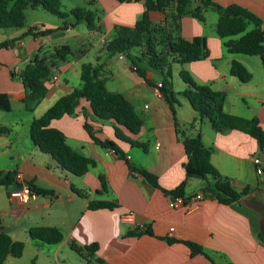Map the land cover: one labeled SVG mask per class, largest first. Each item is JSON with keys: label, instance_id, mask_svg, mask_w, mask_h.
I'll list each match as a JSON object with an SVG mask.
<instances>
[{"label": "crops", "instance_id": "1", "mask_svg": "<svg viewBox=\"0 0 264 264\" xmlns=\"http://www.w3.org/2000/svg\"><path fill=\"white\" fill-rule=\"evenodd\" d=\"M99 1L105 17L92 31L104 30L107 36L105 48L118 31L124 28L133 30L146 10L144 2L135 0ZM214 2L222 7L237 5L245 8L262 21L264 30V0ZM198 5V0H191L188 13L181 20V35L188 41L196 37L205 38L210 57L177 65L176 74L173 75L174 86L176 79L182 81L180 72L186 70L197 84L225 94L226 113L246 119L258 118L264 129V85L254 84V76L249 83H242L231 74L234 61L242 63L252 72L249 64L253 60L247 55L229 53L225 40L217 34L219 14L212 8H204V20L200 21L191 14ZM171 10L172 7H169L167 12ZM151 19L154 23H162L165 15L153 12ZM79 25L74 22H64L63 26L55 27L42 25L39 29L41 32L52 31L51 28L55 30L45 37H24L26 32H15L12 39L0 35V44L15 40L8 48H0V93L8 94L11 103H24L27 93L18 75L36 57L49 62L56 48L70 46L50 47V40L72 34L79 42H84L85 38L77 32ZM252 29L250 25L247 31ZM70 48L72 54L59 63L46 80L43 97L31 106H24L25 110H18L15 115L14 110L0 111V127L9 129L8 134L0 137V172L22 173L36 190L49 192L43 194L34 191L31 200L22 203L9 196L10 191L19 187L16 181L10 187L1 186L0 232L8 234L15 241L24 242L25 251H29L34 264H212L203 255L192 256L191 250L184 244H169L168 239L202 246L214 264H264V242L255 231L258 215L244 205L246 198L241 203L224 204L216 196L207 194L194 208L190 207L189 201L186 206L171 207L173 198L150 186L140 173L131 169L133 166L157 176L159 185L168 191L177 188L186 177L184 164L188 158L177 136L175 116L164 98L157 93V85L162 81L160 75L148 72L147 78L153 83L152 86L131 71L129 61L127 64L116 63L112 70L108 67L109 61L101 56L90 63L104 67L108 90L124 95L145 121L138 134L125 127L121 129L127 137L144 144L146 149L119 140L115 134V121L96 122L89 119L96 136L103 141H114L124 156L96 145L84 128L85 118L81 109L84 107L91 111L86 101L81 103L76 116L66 115L54 120L52 127L65 134L73 150L96 162V166L87 174L77 177L61 169L50 155L33 144L30 137L33 120L43 116L62 96L81 85L82 66L89 64L85 62L87 52L80 53ZM119 59L128 58L120 56ZM78 80L80 84L74 87ZM111 81L115 83L113 89L109 88ZM178 86L179 89L175 87L178 93L187 88L185 83L182 85L179 82ZM178 98L180 105L176 109V118L179 124L188 128L197 122L191 134L200 130L203 143L212 149L211 162L214 167L236 191L249 187L251 197L264 203V187L255 185L259 176L254 160L261 158L257 141L240 131L217 133L207 119L198 123L197 111L184 96ZM50 100H53L52 105L40 110L45 101ZM194 180L188 183L186 197L203 192L208 185L206 181ZM100 200L117 203L118 207L114 210L89 209L91 202ZM127 213L133 214L134 224L121 221ZM135 225L150 227L153 235L128 236ZM35 227H55L63 233L64 239L60 244L53 245L54 250L45 251V246H38L30 238L29 231ZM93 244L98 245L93 255L84 249L78 253L72 248V245L81 249ZM22 257H9L6 264H20L18 261Z\"/></svg>", "mask_w": 264, "mask_h": 264}, {"label": "trees", "instance_id": "2", "mask_svg": "<svg viewBox=\"0 0 264 264\" xmlns=\"http://www.w3.org/2000/svg\"><path fill=\"white\" fill-rule=\"evenodd\" d=\"M124 2L125 0H118ZM144 2L146 10L134 29L124 28L106 44V49L111 54L125 55L131 65V71L143 78L149 85L153 83L147 78L148 72H153L162 77L160 92L170 110L175 116V126L178 139L183 144L187 155L184 164L185 180L174 190L163 189L158 182V177L148 171L131 166L134 172L140 173L145 181L153 188L160 189L171 198H183L187 203L191 197H186V189L191 179H199L207 182L205 193L216 196L221 203H241L245 198L251 197V188L236 191L230 181L224 178L211 162L212 149L208 148L202 139L200 130L192 135L191 131L197 122L190 124L188 128L182 127L176 118V109L179 107V96H184L193 109L199 115L198 123L207 119L212 129L221 134L231 131H240L254 138L259 146V151L264 154V129L258 118L246 119L225 112V94L214 91L209 86L197 84L191 74L182 70L180 78L187 88L178 93L175 91L173 82V69L175 65H185L208 59L210 53L205 38L196 37L192 41L183 39L181 35V20L188 13L187 9L191 0H135ZM199 5L191 12L196 19L203 21L204 8H212L219 14L217 24L218 36L225 40V47L231 54H242L248 56H260L264 68V30L262 21L250 11L237 5L222 7L214 0H198ZM60 0H0V29H22L25 26L26 10L42 9L60 19L74 17L77 23L86 22L89 30H95V13L85 8H74L68 13L61 10ZM172 7L170 12L167 9ZM159 12L165 15L164 22L154 23L151 13ZM252 25L253 29L247 31ZM52 31H39L31 27L24 37L47 36ZM239 37L238 39H235ZM15 40L5 41L0 48H8ZM72 54L70 46L64 45L56 48L49 58H35L18 75L26 89V97L23 102L26 107L31 106L45 92V83L51 76L52 70L61 62L67 60ZM231 74L242 83H249L253 74L240 62L234 61L231 66ZM108 77L104 74L102 65L84 64L81 69V85L67 95L62 96L43 116L33 120L30 127V137L33 144L41 152L50 155L58 166L77 177H82L96 166V162L77 151L73 150L67 143L65 134L54 127L52 122L64 116H76L77 110L83 101L89 103L91 111L82 107L85 118L84 128L91 136L96 145L110 149L119 156H124L119 146L110 140H101L89 119L96 122L115 121L116 137L119 140L130 143L132 146L146 149V146L138 141L127 137L121 127H125L133 134H138L145 125V121L137 114L135 108L120 93L110 92L107 88ZM12 103L10 96L0 93V111L10 112ZM9 129L0 127V137L8 134ZM16 173L0 172V187H10L15 182ZM103 180V179H102ZM104 185V182H103ZM32 190L37 193L47 194L45 190ZM81 194V192H79ZM82 195V194H81ZM244 206V205H243ZM117 203L108 201H93L89 204L90 210L109 209L114 210ZM245 207V206H244ZM246 208V207H245ZM258 238L264 242L258 225H255ZM153 235L148 226L128 232V236H139L141 234ZM30 238L38 246H53L60 244L63 233L55 227H35L29 231ZM169 244L181 243L191 250L192 256L203 255L212 264L211 257L204 248L189 241H178L168 239ZM25 243L13 240L8 234L0 232V264H6L9 257L21 258L25 251ZM72 248L78 253L82 249L90 254H95L98 245L93 244L85 248Z\"/></svg>", "mask_w": 264, "mask_h": 264}, {"label": "rangeland", "instance_id": "3", "mask_svg": "<svg viewBox=\"0 0 264 264\" xmlns=\"http://www.w3.org/2000/svg\"><path fill=\"white\" fill-rule=\"evenodd\" d=\"M61 2V10L63 12L68 13L70 10L74 8H85L93 11L95 13V25L97 26L99 24V20L103 19L104 12L102 11V6L99 0L96 2H93L91 0H60ZM64 22H74L77 23L76 19L74 17H69L65 20L60 19L42 9L38 10H32V9H27L26 10V20H25V26L22 29H8V30H2L0 29V35H4L7 37V39H12V35L15 32H20L25 33L29 30L30 27L33 25H36V28L40 29L42 28V25L45 27H55V26H63ZM53 25V26H50ZM52 31H55L53 28H51ZM77 32L81 33V35L85 38L84 42H79L77 39L72 37V34H65V36L57 37L54 38L53 40L49 41L50 47H59L64 44H69L74 51L76 52H87L86 57H85V62L86 63H93L95 61V58L98 56H101L103 60L109 61L108 67L109 69L112 70L113 66L116 63H121V64H127L128 59L125 60H120L119 57L121 54H112L110 55L107 52V49L104 46V41L107 39V36H105L104 30L102 32L100 31H91L87 27L86 22H80V25L77 27ZM107 44V43H106ZM125 56V55H124ZM248 56V55H247ZM248 58L252 59L253 62L249 64V67L251 69V73L254 76L253 83L256 84L257 86H262L264 85V68L263 64L261 61L260 56H248ZM175 69L173 70V75L176 74V68L177 65L174 66ZM184 84L183 81H179V79H176L175 81V87L179 89L180 87L178 84ZM80 84V80H78V84L74 87H78ZM115 83L112 81L109 83V88L113 89ZM152 102V98H150ZM53 100L50 101H45L42 109L40 110H45V108L50 107L52 104ZM25 103L18 102V101H13L12 103V110H14V115L17 114L18 110H25L24 108ZM209 122V121H208ZM210 123V122H209ZM261 168L263 170V175L259 176L255 180V185L264 187V162L262 161ZM199 179H195L194 181H198ZM202 182V181H201ZM258 220V218H257ZM256 220V221H257ZM55 247L53 246H45L43 249L45 251L47 250H54ZM20 264H34L35 261L31 259V255H29V251H24L22 259H20Z\"/></svg>", "mask_w": 264, "mask_h": 264}, {"label": "built area", "instance_id": "4", "mask_svg": "<svg viewBox=\"0 0 264 264\" xmlns=\"http://www.w3.org/2000/svg\"><path fill=\"white\" fill-rule=\"evenodd\" d=\"M124 55H121V58H123ZM54 80H57V77H54ZM162 87V83H159L157 85V93L161 95L160 92V88ZM129 159V158H128ZM255 165L257 166V174L259 176L263 175V170L261 168V164H262V159L260 157H257L254 160ZM15 181L19 184L18 188L13 189L12 191H10L9 196L13 199L16 200L18 202H22V203H27L31 200V198L35 195L34 191L31 188L30 185V180L27 178V176H25L22 173H16L15 177H14ZM207 194H211V193H205V192H200L195 194L194 196L191 197L189 204L190 207L194 208L196 206H198V204H200V202H202L205 198ZM186 202L184 201L183 198H177L175 199V201L171 202V207H178V206H186ZM121 221L123 223H127V224H134V216L132 213H127L125 215L122 216ZM143 225H135L134 228H143Z\"/></svg>", "mask_w": 264, "mask_h": 264}, {"label": "water", "instance_id": "5", "mask_svg": "<svg viewBox=\"0 0 264 264\" xmlns=\"http://www.w3.org/2000/svg\"><path fill=\"white\" fill-rule=\"evenodd\" d=\"M261 159L264 161V154H261ZM172 201H175V198ZM243 203L258 215V229L264 237V203L253 197L246 198Z\"/></svg>", "mask_w": 264, "mask_h": 264}]
</instances>
